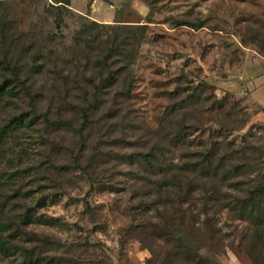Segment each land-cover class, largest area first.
Wrapping results in <instances>:
<instances>
[{
	"label": "trees",
	"instance_id": "trees-1",
	"mask_svg": "<svg viewBox=\"0 0 264 264\" xmlns=\"http://www.w3.org/2000/svg\"><path fill=\"white\" fill-rule=\"evenodd\" d=\"M49 1L46 11L54 17L55 31L47 35V42L53 43L63 36L64 15L71 12L72 0ZM0 9H4L0 14V105L20 111L0 124V152L10 148L6 140L21 138L27 131H40V139L59 130L81 136L72 150L67 148L72 152L69 167L54 165L50 159L51 164L59 175L67 168L82 171L94 186L89 170L96 155L88 153L83 132L90 126L101 130L103 125L93 122V117L110 120L132 113L133 65L144 42V25L91 21L75 32L72 45L51 52L32 32L19 29L4 0ZM172 22L173 27L203 26L201 19L173 18ZM252 41H264V34L258 30ZM185 92L178 87V96L169 91L162 94L171 109H188L190 120L199 116L196 123L183 121L179 133L166 135V146L150 141L152 136L160 137L155 130L134 155L131 174L137 186V210L140 216L153 218L146 223L141 219L135 236L151 254L164 252L161 260L158 257L160 264H223L228 248L253 264H264V145L245 135L233 137L249 119L236 106L225 107L226 98L203 99L201 92ZM206 100L214 120L207 117L212 125L204 136L198 125L206 118L200 111ZM173 160L176 165L165 168ZM18 174L10 173L9 179ZM1 180L5 201L0 203V253L16 254L18 264H53L45 247L54 241L27 230L35 210L25 202L31 196L29 190L20 193ZM15 197L23 201L21 208L8 213L7 203ZM84 211L90 212L87 202ZM225 214L229 222L222 219ZM166 225L176 233L163 230Z\"/></svg>",
	"mask_w": 264,
	"mask_h": 264
},
{
	"label": "rangeland",
	"instance_id": "rangeland-1",
	"mask_svg": "<svg viewBox=\"0 0 264 264\" xmlns=\"http://www.w3.org/2000/svg\"><path fill=\"white\" fill-rule=\"evenodd\" d=\"M148 1L150 4L145 0H74L75 9L64 15L63 36L48 43L47 35L55 31L54 17L46 11L49 0H4L19 29L32 32L44 50L51 52L72 45L75 32L91 21L145 27L144 42L133 65L132 113L110 120L93 117L103 127L97 131L90 126L83 132L88 137V153L96 155L89 170L94 186L82 171L67 168L59 175L51 164L50 159L54 165L69 167L72 152L67 148L72 150L81 136L59 130L40 139V131H27L21 138L6 140L10 148L0 152V179L20 193L29 190L31 196L25 202L35 210L27 230L54 241L45 247L53 264H160L164 252L151 254L135 236L141 219L146 223L153 218L140 216L137 210L132 161L141 141L155 130L160 137L152 136L150 141L166 146L167 134L179 133L183 121L189 124L199 119L190 120L188 109H171L164 91L178 96L176 89L182 87L184 95L201 92L203 99L226 98L225 107L234 105L249 119L233 137L245 135L264 145V41H252L258 30L264 34V0ZM173 18L201 19L203 26L173 27ZM207 100L200 110L206 118L198 125L204 136L214 120ZM14 112L20 111L0 105V124ZM42 140L46 142L41 144ZM171 163L175 166L176 160L165 168L170 169ZM15 171H19L17 178L9 179ZM3 201L0 193V203ZM9 202L8 213L23 203L17 197ZM86 202L90 212L84 211ZM222 219L229 222L226 214ZM163 230L176 233L169 225ZM18 262L16 254L6 257L0 253V264ZM222 263L253 264L229 248Z\"/></svg>",
	"mask_w": 264,
	"mask_h": 264
},
{
	"label": "crops",
	"instance_id": "crops-1",
	"mask_svg": "<svg viewBox=\"0 0 264 264\" xmlns=\"http://www.w3.org/2000/svg\"><path fill=\"white\" fill-rule=\"evenodd\" d=\"M73 1H74V0L71 1V8H72V9L74 8V6H73ZM92 1L95 2V0H92ZM94 2H92V3H94ZM74 9H75V8H74Z\"/></svg>",
	"mask_w": 264,
	"mask_h": 264
}]
</instances>
